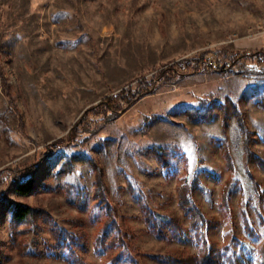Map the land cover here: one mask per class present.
I'll list each match as a JSON object with an SVG mask.
<instances>
[{"label":"rangeland","instance_id":"rangeland-1","mask_svg":"<svg viewBox=\"0 0 264 264\" xmlns=\"http://www.w3.org/2000/svg\"><path fill=\"white\" fill-rule=\"evenodd\" d=\"M258 50L264 0H0V264H71L72 253L85 264H133L123 233L139 264L196 254L192 232L162 238L146 221L175 217L188 229L180 190L195 175L192 200L213 219L219 254L255 263L264 226L252 206L260 235L247 234L240 206L252 192L248 167L264 187V81L202 61L264 71ZM146 81L128 104L126 91ZM85 125L96 131L68 142ZM58 140L68 143L51 152ZM30 180L29 194L15 191ZM7 200L35 214L15 222Z\"/></svg>","mask_w":264,"mask_h":264},{"label":"trees","instance_id":"trees-1","mask_svg":"<svg viewBox=\"0 0 264 264\" xmlns=\"http://www.w3.org/2000/svg\"><path fill=\"white\" fill-rule=\"evenodd\" d=\"M252 55L258 57L260 62L264 64L263 50H258ZM219 69L218 70L222 72L238 71V70L240 72H246L248 70L251 77L258 79L260 81H264L263 70L253 67L251 68L246 67L245 63H241L240 60L233 59L229 63L225 62L220 66ZM178 74L180 75L179 72ZM139 97L128 95L127 97H125V100L128 104H132ZM111 101L113 102L112 99L111 100L109 99L106 101V103L107 105L110 106L112 110H114V112H116L117 109L112 105ZM259 103L264 106V96H260ZM120 110L122 111L123 109ZM189 113L194 114V116H197V114H195L192 111H189ZM241 121L243 122L241 123L239 122L240 126L238 127L243 136L244 144L246 145V149L245 148L244 149L246 151L248 162H250L252 151H248L247 148L249 145L248 144L249 141H252V137L246 121L244 119ZM95 131H96L95 129L92 130L91 128L87 127V125H85L82 127V131L77 130L76 134L69 137L68 142H72V143L77 142L79 135L82 132L93 133ZM68 142H64V140H58L52 143V145L50 146V151L52 152L54 150H58ZM224 146L225 148L229 147L227 143L224 144ZM154 150L157 152L158 157H163L162 150L160 147H156ZM258 162H259L258 163L259 167L264 168V160L259 159ZM163 165L168 166L166 162H164ZM247 172L250 178L252 192L249 196L246 194L245 191L243 192L240 207L242 209V215L244 217L243 220H244L246 233L249 234L250 236L258 237L260 235V232L258 226L256 225L257 220L253 214V211L251 210V207L253 206L256 209L258 219L260 220V224L264 226V214L261 210V208H264V187L261 183H259L256 177L253 175L249 167ZM237 184H238V179L236 177H232L225 189L224 203L228 207L231 206L230 197L232 195L233 189L236 187ZM199 185H200V177L198 175H195L193 177H187L185 179V182L181 186L179 202L180 205L185 210V215L190 218V226L188 229L185 228L175 217H169L167 219H163L154 215L153 213H149L146 217V221L149 223L150 228L154 230L159 237L162 238H167L169 237V235H171L174 238L182 240L188 232H192L194 241L196 245L199 247V252L196 254H192L188 257L176 258V257L164 255L161 257L159 256V258L164 259L167 262L173 264H238L236 254L231 251L229 252L228 249H227L228 251L227 253H223L222 255L219 254L220 253L219 244L211 237V232L213 230V219L208 218L204 214V212L194 204L192 200V196L199 189ZM32 186H33L32 180L28 182L19 181L17 182L15 191L18 194L27 195L29 194ZM6 203L10 205L11 217L12 220L15 222H19V223L25 222L35 214V210L29 205L12 203L9 200H7ZM120 237H121L120 244L124 249V252H126L127 258L128 259L130 258L133 264H139L138 262L134 261V253H133L134 250L129 245L128 234L123 233ZM76 242L78 244H81L79 243L80 242L79 239ZM66 260L71 264H85L83 259L80 258L75 253H72V255L66 258ZM112 260L116 262L119 260V257L117 256V258H113ZM223 260H225V263H223ZM253 264H264V241L258 250V258L256 262Z\"/></svg>","mask_w":264,"mask_h":264},{"label":"built area","instance_id":"built-area-1","mask_svg":"<svg viewBox=\"0 0 264 264\" xmlns=\"http://www.w3.org/2000/svg\"><path fill=\"white\" fill-rule=\"evenodd\" d=\"M203 65L205 67H208L209 69L218 70L220 66L223 64L222 62H219V60H215L213 58H204L202 61ZM176 72V71H175ZM151 88V82L146 81L139 84V87L133 91H126L127 95H134L135 97L142 96L146 93L148 89Z\"/></svg>","mask_w":264,"mask_h":264}]
</instances>
